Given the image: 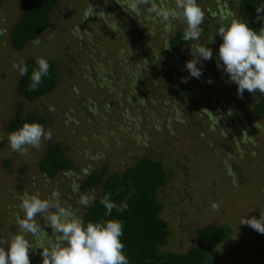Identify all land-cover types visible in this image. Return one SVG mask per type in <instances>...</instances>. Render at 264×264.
<instances>
[{
	"label": "rangeland",
	"instance_id": "obj_1",
	"mask_svg": "<svg viewBox=\"0 0 264 264\" xmlns=\"http://www.w3.org/2000/svg\"><path fill=\"white\" fill-rule=\"evenodd\" d=\"M24 1L5 0L0 6V238L10 240L19 232L16 215L23 218L19 197L24 192L47 199L58 190L61 205L81 218L86 207L77 203L80 196L103 193L101 187L81 190L84 178L103 166L109 174L123 172L149 156L169 173L158 191L161 216L171 231L161 251L187 252L197 244V228L227 224L231 234L217 246L218 264H264V234L240 224L264 210V117L254 114L261 93L245 90L241 98L238 85L217 67L223 42L217 25L234 19L238 0H197L205 13L200 43L213 52L211 60L197 64L199 78L186 69L193 59L191 45L169 48L170 38L186 23L156 18L146 5L130 13L120 4L126 0H58L52 25L38 37L40 45L30 41L16 50L10 34ZM164 4L174 7V0ZM90 5L95 13L88 18ZM37 57L56 61L60 80L30 102L18 92L21 75L13 65ZM19 105L23 116L46 118V130L52 131L50 141L29 147L26 156L13 152L8 142V124ZM58 143L67 147L71 166L51 177L39 162ZM212 202L219 211L211 209ZM36 222L56 243L44 218L38 215ZM26 239L38 246L31 234ZM42 251L29 249L31 264H42Z\"/></svg>",
	"mask_w": 264,
	"mask_h": 264
},
{
	"label": "clouds",
	"instance_id": "obj_2",
	"mask_svg": "<svg viewBox=\"0 0 264 264\" xmlns=\"http://www.w3.org/2000/svg\"><path fill=\"white\" fill-rule=\"evenodd\" d=\"M120 4L130 13H139V6L146 5L149 14H155L156 18L165 22L172 19L185 22L183 40L195 41L191 44L190 50L193 59L186 63V69L191 77L199 78L202 75V69L198 68L197 64L201 63V58L211 60L213 52L211 48L200 43L203 33L201 25L204 23L205 13L197 0H174V7L166 6L164 0H160L159 5L156 0H126V4ZM256 11L257 21L264 20V3L257 6ZM93 13H95L94 7L90 5L84 15L89 18ZM109 26L116 31L115 25ZM165 27L166 30H170L171 25L166 24ZM216 34L223 40L219 47L217 67H222L231 82L238 85V95L242 98L245 90L249 93L259 91L264 94V27L257 32L249 27L248 23L233 19L228 23L222 21ZM215 35L211 41L215 40ZM32 43L39 46L41 41L37 38ZM36 65L37 68L31 73L29 91L37 90L42 78L50 75V64L46 58L37 57ZM13 67L21 76L28 74L27 66L23 61L14 64ZM182 82L187 83V78H182ZM255 126L259 128V123ZM51 139V129L46 130L44 125L38 122H25L22 127L8 135L12 151L21 156L28 155L29 147L39 149L42 140ZM72 189L73 192L79 191V185L75 181ZM60 195L58 190H53L47 199H42L39 192L35 194L24 192L19 197L20 209L24 215L23 218L19 213L16 215V224L19 228L17 234L10 240L0 238V264H31L29 249L34 247L43 249L42 264H130L124 252L125 244L121 240L122 221L109 219L88 222L85 226L84 221L76 216L71 207L66 208L61 205ZM109 197L110 194H105L100 201L106 208L107 215H111L113 209L122 212L127 208L126 203L118 206ZM94 199V196L82 194L77 203L87 207ZM210 207L213 211H219L220 206L217 202H212ZM38 215L44 218L46 226L51 227L56 243H51L48 232L36 222ZM240 224L250 226L253 230L264 234V210L261 211L258 219L244 218ZM26 234L36 237L38 246H33L26 239ZM45 240H49L47 245L44 243ZM4 245H8L7 250Z\"/></svg>",
	"mask_w": 264,
	"mask_h": 264
},
{
	"label": "trees",
	"instance_id": "obj_3",
	"mask_svg": "<svg viewBox=\"0 0 264 264\" xmlns=\"http://www.w3.org/2000/svg\"><path fill=\"white\" fill-rule=\"evenodd\" d=\"M5 0H0V6ZM264 0H238V9L234 19L248 23L249 27L257 32L264 27V20L257 21V6ZM60 6L58 0H25L21 16L11 29V43L16 50H21L25 45L37 39L51 25L55 17V8ZM228 23V20H223ZM220 24L217 26L219 27ZM186 27L180 28L169 40L170 50H180L190 46L195 41L183 40ZM209 33V31H207ZM50 64V75L42 78V83L35 91H29L30 77L37 68L34 58L26 61L28 74L21 76L17 89L18 92L30 102L36 101L51 92L59 83L60 70L54 60ZM254 105V114L264 117V94L257 96ZM25 122H38L45 129L48 120L36 113H27L23 116L19 105L16 117L8 124V130H18ZM248 141L250 137H247ZM252 142V141H250ZM259 150V149H257ZM71 160L67 155V147L58 143L48 147L46 155L40 160L39 167L49 176L55 177L57 172L67 171ZM168 170L158 159L149 156L142 157L134 165L126 167L123 172L108 173L103 166L100 171L90 173L81 182L83 191L103 188L100 197L84 209L81 219L85 226L88 222H101L109 219H118L123 223L122 242L125 244L126 253L130 264H218L219 253L217 246L230 236L229 225L209 224L197 228V244L187 252L177 253L161 251L171 235L166 222L161 216L163 204L158 199V191L167 182ZM105 194H110V200L118 206L127 204V208L120 212L113 209L111 215L100 203ZM46 197V196H43ZM42 195L41 198L43 199Z\"/></svg>",
	"mask_w": 264,
	"mask_h": 264
}]
</instances>
